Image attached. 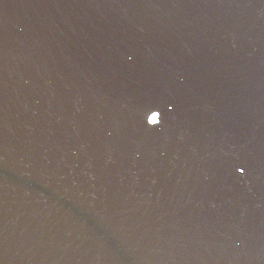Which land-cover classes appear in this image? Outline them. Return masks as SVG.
<instances>
[{
  "label": "water",
  "instance_id": "obj_1",
  "mask_svg": "<svg viewBox=\"0 0 264 264\" xmlns=\"http://www.w3.org/2000/svg\"><path fill=\"white\" fill-rule=\"evenodd\" d=\"M0 264H264V0H0Z\"/></svg>",
  "mask_w": 264,
  "mask_h": 264
}]
</instances>
